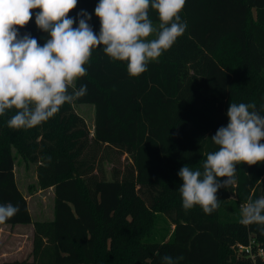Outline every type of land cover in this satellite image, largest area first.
<instances>
[{
    "label": "trees",
    "instance_id": "1",
    "mask_svg": "<svg viewBox=\"0 0 264 264\" xmlns=\"http://www.w3.org/2000/svg\"><path fill=\"white\" fill-rule=\"evenodd\" d=\"M98 2L78 0L75 26L86 10L99 34ZM149 15L158 26V13ZM181 17L184 34L138 77L101 46L75 82L87 85L85 96L30 129L7 126L14 109L0 116V204L19 206L2 224L34 226L30 258L2 264H163L165 255L183 256L178 264H264V226L241 216L249 197H264V163L238 164L211 214L182 207L178 175L186 164L203 170L231 102L255 103L264 115V0H186ZM20 33L41 45L48 38L35 15ZM78 103L94 105L92 134ZM15 151L36 165L38 189L53 188L52 218L33 219ZM159 214L175 225L169 237L155 235Z\"/></svg>",
    "mask_w": 264,
    "mask_h": 264
},
{
    "label": "clouds",
    "instance_id": "2",
    "mask_svg": "<svg viewBox=\"0 0 264 264\" xmlns=\"http://www.w3.org/2000/svg\"><path fill=\"white\" fill-rule=\"evenodd\" d=\"M77 5L78 0H0V116L15 110L8 127H36L65 103L85 96L87 85L76 88L75 82L87 74L85 65L95 48L102 46L113 61L127 62L129 75L138 77L187 28L181 17L186 0H99L94 10L100 20L99 34L88 23L92 16L86 10L78 13L81 18L75 26L69 13ZM35 9L39 11L34 13ZM150 9L158 13V26L150 18ZM33 15L37 27L48 34L43 45L30 33H20ZM256 107L231 102L227 126L211 137L218 149L207 154L203 170L187 164L179 170L183 181L179 193L186 211L199 205L206 214L213 213L220 207L218 190L235 184L238 164L264 163V115ZM18 212V205L0 204V224ZM241 216L245 225L264 226V197H249ZM162 260L178 264L183 256L174 260L165 255Z\"/></svg>",
    "mask_w": 264,
    "mask_h": 264
},
{
    "label": "rangeland",
    "instance_id": "3",
    "mask_svg": "<svg viewBox=\"0 0 264 264\" xmlns=\"http://www.w3.org/2000/svg\"><path fill=\"white\" fill-rule=\"evenodd\" d=\"M74 109L85 119L92 134L95 114L94 105L89 103H78L74 104ZM128 158L126 154H123L121 161L126 163L129 160ZM35 166L33 162L26 161L20 154L16 153L15 173L18 185L27 197L33 219H49L54 215V191L53 188L38 189ZM104 166L105 169L109 171L111 164L105 163ZM174 227L175 225L170 219L164 214H159L154 232L157 237L163 234L169 237ZM10 232L14 234L11 235ZM10 232L8 229L0 227V252L5 250L8 251L10 256L9 260L30 258L34 232L33 224L20 226L18 229L15 228L13 231L10 230ZM16 232L17 234H15Z\"/></svg>",
    "mask_w": 264,
    "mask_h": 264
},
{
    "label": "crops",
    "instance_id": "4",
    "mask_svg": "<svg viewBox=\"0 0 264 264\" xmlns=\"http://www.w3.org/2000/svg\"><path fill=\"white\" fill-rule=\"evenodd\" d=\"M20 226H26V224H17V225H14V226H12L11 224H0V227L8 229L9 232H10V230L11 231L15 230V228L18 229ZM10 233H11V235L14 234L12 232H10ZM15 234H17V232ZM9 257L10 256H9L8 251L5 250L3 252H0V260H1L0 264H2V261L9 260L10 259ZM11 259H14V258H11Z\"/></svg>",
    "mask_w": 264,
    "mask_h": 264
},
{
    "label": "built area",
    "instance_id": "5",
    "mask_svg": "<svg viewBox=\"0 0 264 264\" xmlns=\"http://www.w3.org/2000/svg\"><path fill=\"white\" fill-rule=\"evenodd\" d=\"M240 249H243V248H246L247 250H249L250 249V246H243V245H239L238 246Z\"/></svg>",
    "mask_w": 264,
    "mask_h": 264
}]
</instances>
